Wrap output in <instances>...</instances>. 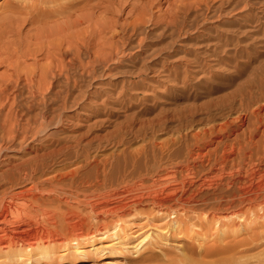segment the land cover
<instances>
[{
	"label": "bare ground",
	"instance_id": "bare-ground-1",
	"mask_svg": "<svg viewBox=\"0 0 264 264\" xmlns=\"http://www.w3.org/2000/svg\"><path fill=\"white\" fill-rule=\"evenodd\" d=\"M81 1L83 0H32L31 3L23 4L26 0H18L17 5H24L27 9L26 12L24 8V13L30 14L27 18L28 22L34 24L42 17L43 20L46 16L48 19L50 13L56 11L64 12L63 15H66V12L72 14L69 11L74 10L72 7ZM98 1L102 2L103 0ZM114 1L122 2L123 0ZM200 1L208 0H181L175 7L177 13L174 18L181 12L187 13L193 5L196 6ZM12 2H7L12 6V9L8 14L3 10L6 15L0 24V65L6 66L5 71L0 73V246L9 257L7 259L22 261L28 260L33 255L41 257L40 261L43 263V259L53 258L58 253V249H62L58 255L63 257L67 253L78 252L80 261L85 259L83 257L86 256V248H90L97 254L95 255L97 258L106 252L109 253L108 257L98 259L94 263H118L120 254L124 250H137L138 252L147 250L153 240L158 237L162 239V236L160 235V237L157 232L155 234L148 232L136 237L135 243L129 245V239L137 236L133 230L140 229L141 225L126 230L122 225L123 220L137 216L146 204L157 209V212L165 213L168 216H172L180 209L182 213L183 210L202 212L206 222L209 223L212 220L214 224L219 223V227L216 229L218 233H224L226 225L237 224V219L241 220L242 228L247 231L254 230L247 228L252 227L256 218L264 219V73L261 71L262 69L257 70L259 73L254 75L252 80L238 85L235 90L233 89L234 91L209 99L207 111L202 110L205 112L206 119L210 123L218 119L219 121L223 120L217 125L213 124L209 128H202L201 132L192 135L198 145V148L190 154L194 158L192 159L194 163L184 164L179 180L174 177V172L167 171L163 175L154 177L153 181L140 177L133 183L116 186L110 184L108 186V177H106L108 174H104V171L102 173L97 171L93 176L91 175L92 167L88 169V166L93 163L89 159L91 160V157L95 159L94 151H98L96 150L98 146L93 144V138L87 139V144H82L81 139H74L71 143L51 144L48 142V126L52 123L62 124L68 116L62 117L61 115L57 120H55V115L47 116L46 92L55 87L52 85L55 76L63 75L68 80L66 86L55 89L58 93L64 94L71 86L79 85L74 79L77 70L80 69L85 74L92 73L94 70L88 68L89 62H106L109 58L121 54L125 41L137 31L139 24L144 21L142 16L149 12L148 6L151 4L146 3L140 9L141 16L140 13L136 14L134 11L137 17L135 18L134 15L135 19L128 22L123 20V24H117L120 17L116 11L121 12V9L114 11L112 8L106 7L105 11L112 12L115 18L109 28L112 30L111 38L114 39L116 50L114 52L102 50L98 53L92 49L97 43L94 40L97 32L88 30L89 28L85 31L71 32L68 35H57L56 37L53 35L50 39L47 38V41H43V37L34 38V41L27 38L25 41L24 36L31 35L30 29L22 36L23 30L19 24V27H16L12 33L17 34L18 39L4 40L7 22L14 11ZM83 2L84 5L81 2L83 7H85V3L92 8L100 4L94 0ZM129 2L131 1L129 0ZM228 2V0H221V3L217 4H221L222 7V4L227 3L233 7L238 3L236 1L235 4ZM140 3L137 4L140 5ZM47 4L48 6H46ZM132 5L134 8L136 7L135 4ZM117 6L119 7V5ZM85 8H88V5ZM207 8L209 7L207 6ZM95 9L97 8L92 10L95 11ZM21 11L16 9L14 14ZM102 11L104 12V10ZM22 13L20 14L25 15ZM58 13H54V15H59ZM96 15L95 13V17ZM195 15L197 14L195 13ZM101 16L98 17L101 18ZM23 17L21 16V19ZM26 17H24L25 20ZM78 17L75 21L80 19V22H83L82 18ZM192 17L194 16L192 15ZM150 19L151 17L148 18V20ZM166 21L168 23L169 20ZM57 27L59 28V25ZM83 50L87 51V55ZM213 51H211L212 54H214ZM219 55L221 54L219 53ZM28 56L32 62L27 61ZM44 57L48 60L45 64ZM207 58L197 60L186 58L182 63L185 76L193 74L192 71L205 73V69L212 66ZM222 59L224 60L223 57ZM192 62L195 64L192 65ZM202 72L201 74H203ZM158 73L152 74L157 76ZM69 79L72 81L70 82ZM59 85L62 84L59 83ZM189 112L190 110L185 112V116L191 115L193 118V114H188ZM84 114L85 112H80L75 117L82 118ZM233 114L235 116L231 117ZM81 145L86 146L84 153L79 151ZM79 155H83L84 158L78 160ZM76 160L77 166H71L72 169L69 170L64 169L71 163H76ZM199 167L201 168L199 169ZM164 175L170 178L174 177L178 181L174 183H170L173 179L159 181L158 178ZM25 184H30V187L25 190L16 189ZM204 189L205 191H203ZM224 199L228 200L230 206L238 207V211L226 213L221 209V206L204 209V205L209 201ZM212 214L216 216L215 220L212 219ZM174 216L178 217L172 222L165 223L162 231H166L165 235L182 237L188 231V226L184 216ZM221 222L225 226L220 225ZM143 232H146V229L139 233ZM203 235L204 233L200 236ZM105 238L108 241L103 242ZM260 238L262 239L261 235L248 243L257 245ZM165 242L168 241L163 238L161 243ZM171 242L175 246L182 245L177 241ZM101 246L107 247V251H103L105 248H101ZM129 246L134 247L130 249ZM248 250L250 249L233 245L229 250L223 251V256L212 259V261L195 260L186 254L185 258L187 264H248L249 254L246 255Z\"/></svg>",
	"mask_w": 264,
	"mask_h": 264
},
{
	"label": "rangeland",
	"instance_id": "rangeland-1",
	"mask_svg": "<svg viewBox=\"0 0 264 264\" xmlns=\"http://www.w3.org/2000/svg\"><path fill=\"white\" fill-rule=\"evenodd\" d=\"M9 1H13L14 11L18 9L19 11L23 10L21 12L24 13L26 8L22 4L17 5L18 0L16 2L15 0ZM9 1L0 0V24L3 22L6 13L8 14L12 9V6L7 4ZM31 1L26 0L27 3L23 2V4L31 3ZM83 1L89 2L90 0ZM83 1H81L82 4ZM95 1H97L96 3L100 2ZM130 1L141 3L138 5L129 2V0H123L122 2L103 0L99 6H93L97 8L93 11L94 8L89 4L85 3V7L88 5V8L91 9L83 7L84 4L81 5V2H79L77 3L79 6L75 4L72 7L74 10L69 11L72 14L66 12V15H63L64 12L56 11L50 13L48 19H46V16V20H43L42 17L40 19L42 23L37 20L34 24L28 22L27 18L30 14L26 13V15L24 13L25 15H21V12L14 14L13 11L5 28L6 36L4 40L18 39L17 34H12L16 27L21 26L22 36L30 29L29 33L31 35L29 37L24 36L25 41L27 38L33 40L37 37H43V41H47L53 35L54 37L68 35V33L85 31L89 28L88 30L97 32L94 37L97 43L92 47L94 51H98V53L102 50L114 52L116 50L114 39L111 38L112 30L109 28L114 17L113 13L108 10L105 11V8L109 7L114 11L121 9V12L116 11L120 17L117 24H121L124 22L123 20L127 22L134 20L137 13H140L141 16L140 9L146 3L151 4L148 6L149 12L142 16L144 21L139 24L137 31L125 41L121 54L114 56L115 58H109L106 62H89L88 68L94 70L92 73L85 74L80 69L77 70L74 79L79 85L71 86L70 89L64 92L65 95L55 90L66 86L68 80L63 75L55 76L56 78L54 77L52 80V85L55 87L52 86V90L48 91L49 93L46 92L47 116L52 117V115H55V120L59 119L61 115L62 117L68 116L67 120L64 121L65 123H52L48 126V142L51 144L71 143L74 139H81L82 144H87L88 141L86 140L93 138V144L96 147L98 146L96 149L98 151H94L96 153L95 159L93 157H91L92 161L89 159L93 163L88 166V169L92 167L91 175L93 176L97 171L98 173L104 171V174H108L106 176L108 177V186L110 184L116 186L133 183L138 181L140 177L153 181L154 177L163 175L167 171L174 172V177L179 180L182 176L184 164L194 163V160H192L194 158L190 154L198 148V145L192 135L201 132L202 128H209L213 124L217 125L218 122L223 120L220 119L219 121L218 119L210 123L206 119L204 114L207 111L206 107L208 108L209 99L234 91L238 85L252 80L254 75L256 76L259 73L257 70L262 69L261 71L264 73V12H262L264 11V0H235L238 2L236 4L234 0H228L230 3L234 2L235 6L233 5V7L227 3L222 4L221 7V4H217L221 3V0H202L203 2L200 1L196 6L193 5L189 9L190 11H187V13L181 12L176 18H174L177 13L175 7L181 0ZM124 2L125 4H123ZM14 3H16L15 6ZM132 4H135L136 7L134 8ZM9 6H11L10 9ZM3 10L6 12L5 14ZM128 12L132 14H128ZM54 13L59 15H54ZM95 13L97 14L96 17ZM16 15L18 16L16 17ZM77 15L82 18L83 22H80V19H77V22L75 21ZM21 16H27L26 20L24 17L21 19ZM98 16H101V18ZM149 17H151V21L148 20ZM167 19L169 20L168 23ZM26 24L27 26H25ZM244 46L246 48H243ZM247 48L248 50H245ZM196 51L197 53H194ZM83 52L87 55V51L83 50ZM216 57L219 58V61ZM186 58L191 60L207 58L214 68L211 66L212 69L210 67L205 69L207 74L202 71L200 73L192 71L194 75L185 76L182 63L185 62ZM44 60V64L48 62L45 57ZM27 61L32 62L30 56L27 57ZM217 62L220 63L217 64ZM194 64L192 62V65ZM5 69L6 66L2 65L0 73ZM154 72L160 74L158 73L156 76V74H152ZM69 81L71 82L72 79H69ZM59 83L62 85H59ZM189 110L188 114H193V118H191V115L185 116V112ZM202 110L205 112H202ZM80 112H85L82 115L83 117H75ZM232 116H235V114ZM208 122L209 124H207ZM58 124L59 127H57ZM81 147H79V151L84 153L86 146L81 145ZM90 150L92 151V149ZM83 158V155H79L78 160ZM74 163L64 169L69 170L72 169L71 166H77V160ZM174 177L170 178L164 175L159 177L158 180L164 182L173 179L170 183H174L178 181ZM29 187L30 184H25L16 189L25 190ZM211 206H221V209L226 213L238 211V207L230 206L228 200L225 199L209 201L208 204L204 205V209ZM142 209L137 215L138 217L132 216V219H129V217L123 220L122 225L125 226L126 230L141 225L140 229L133 230L137 236L129 239V245L135 243L136 237L145 235L148 232L151 234L157 232L159 236H162H160L162 239H167L168 242L161 243L162 239L158 237L153 240L147 250H140V252L137 250H124L120 254L118 263L114 264H187L185 254L195 260L212 261V259L223 256V251L229 250L230 246L233 245L250 249L246 251V255L249 254V257H247L249 259L248 264H264V219L260 217L254 220L255 225L253 224L252 227L247 228L254 230L247 231L243 229L242 224H240L241 220L237 219V224L226 225L227 228L224 233H218L216 229L219 227V223L214 224L212 220L209 223L206 222L202 212L183 210L182 213L180 209L172 216H168L165 213L157 212V209L149 204L143 206ZM214 214L216 215V213ZM174 215L184 216L185 223L188 226V231L182 237L165 235L167 234L166 231H162L165 223L172 222L178 217ZM215 215H211L213 220L216 219ZM133 222L136 224H132ZM220 225H223V223L221 222ZM144 229H146V232L140 234L139 232ZM203 233L204 235L201 237L200 235ZM260 235L262 239L260 238L257 245L248 243ZM106 241H108L107 238L103 240V242ZM171 241H177L182 245L175 246ZM1 247L0 264H91L92 262L96 264L94 262H97L98 259L109 256V253L106 252L103 256L97 258V256L95 257L97 254L93 249L86 248L87 253L83 257L85 259L79 261L80 254L78 252H74V254L67 253L61 257L58 254L61 253L62 249H58V253L53 258L43 259L42 263L40 261L41 257L33 255L28 260L22 261L7 259L9 257ZM133 247L129 246L130 249ZM103 248H105L103 251H107V247L104 246Z\"/></svg>",
	"mask_w": 264,
	"mask_h": 264
}]
</instances>
